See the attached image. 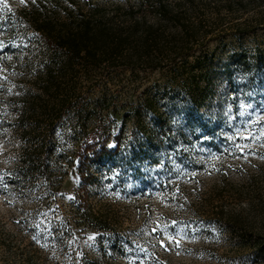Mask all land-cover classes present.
I'll return each mask as SVG.
<instances>
[{
    "label": "rangeland",
    "instance_id": "rangeland-1",
    "mask_svg": "<svg viewBox=\"0 0 264 264\" xmlns=\"http://www.w3.org/2000/svg\"><path fill=\"white\" fill-rule=\"evenodd\" d=\"M130 1L0 0V264H264V30L165 68L77 69L50 169L16 176L25 83L9 65L38 34L11 12ZM93 131L109 150L84 186L76 152Z\"/></svg>",
    "mask_w": 264,
    "mask_h": 264
},
{
    "label": "trees",
    "instance_id": "trees-1",
    "mask_svg": "<svg viewBox=\"0 0 264 264\" xmlns=\"http://www.w3.org/2000/svg\"><path fill=\"white\" fill-rule=\"evenodd\" d=\"M114 12L99 7L61 9L51 3L11 12L15 26L38 34V47L27 50L26 57H16L18 68L9 65L25 83L21 97L13 101L15 131L22 142L15 156L19 179L29 181L50 169L54 131L72 104L70 87L75 86L77 69L103 64L165 68L178 65L211 40L264 30V0H133ZM134 116L129 107L123 124ZM108 150L107 139L94 131L80 145L76 156L84 186L91 164Z\"/></svg>",
    "mask_w": 264,
    "mask_h": 264
},
{
    "label": "snow or ice",
    "instance_id": "snow-or-ice-1",
    "mask_svg": "<svg viewBox=\"0 0 264 264\" xmlns=\"http://www.w3.org/2000/svg\"><path fill=\"white\" fill-rule=\"evenodd\" d=\"M6 6V5H5Z\"/></svg>",
    "mask_w": 264,
    "mask_h": 264
}]
</instances>
